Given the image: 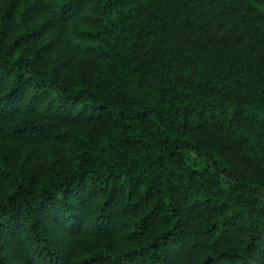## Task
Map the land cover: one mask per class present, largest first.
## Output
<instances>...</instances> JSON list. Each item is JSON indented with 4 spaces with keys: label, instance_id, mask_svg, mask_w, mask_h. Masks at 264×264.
I'll return each instance as SVG.
<instances>
[{
    "label": "trees",
    "instance_id": "obj_1",
    "mask_svg": "<svg viewBox=\"0 0 264 264\" xmlns=\"http://www.w3.org/2000/svg\"><path fill=\"white\" fill-rule=\"evenodd\" d=\"M264 0H0V264H264Z\"/></svg>",
    "mask_w": 264,
    "mask_h": 264
},
{
    "label": "rangeland",
    "instance_id": "obj_2",
    "mask_svg": "<svg viewBox=\"0 0 264 264\" xmlns=\"http://www.w3.org/2000/svg\"><path fill=\"white\" fill-rule=\"evenodd\" d=\"M264 211V210H263Z\"/></svg>",
    "mask_w": 264,
    "mask_h": 264
}]
</instances>
